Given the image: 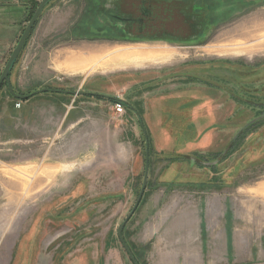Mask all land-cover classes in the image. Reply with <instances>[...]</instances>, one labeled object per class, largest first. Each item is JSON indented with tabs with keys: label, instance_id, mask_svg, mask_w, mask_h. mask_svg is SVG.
<instances>
[{
	"label": "rangeland",
	"instance_id": "374dc122",
	"mask_svg": "<svg viewBox=\"0 0 264 264\" xmlns=\"http://www.w3.org/2000/svg\"><path fill=\"white\" fill-rule=\"evenodd\" d=\"M87 1L47 5L12 85L112 97L59 93L17 110L0 90V264H134L117 229L147 144L128 104L150 152L123 229L137 262L264 264V0H212L214 29L197 41L97 36ZM89 49L96 67L63 70Z\"/></svg>",
	"mask_w": 264,
	"mask_h": 264
},
{
	"label": "flooded vegetation",
	"instance_id": "af4514ba",
	"mask_svg": "<svg viewBox=\"0 0 264 264\" xmlns=\"http://www.w3.org/2000/svg\"><path fill=\"white\" fill-rule=\"evenodd\" d=\"M212 0H88L85 12L93 33L118 40H196L214 27L207 10ZM219 9L225 3L214 1ZM205 9H207L205 11ZM211 24V25H210ZM94 96V95H92Z\"/></svg>",
	"mask_w": 264,
	"mask_h": 264
},
{
	"label": "crops",
	"instance_id": "0c3cea01",
	"mask_svg": "<svg viewBox=\"0 0 264 264\" xmlns=\"http://www.w3.org/2000/svg\"><path fill=\"white\" fill-rule=\"evenodd\" d=\"M36 1H41V0H0V74L12 50L17 44L19 37L21 36L25 28V25L27 23V18L32 8V3ZM50 4L51 3H49L48 5ZM45 11L46 10L44 9L42 12V15L44 14ZM89 50L90 51H87L83 54L82 53H74V54L72 53L69 57H67L66 62L61 64L63 70L66 73H69L70 75H76L78 73H82L81 72L83 70L82 68H85V67L88 68L90 64H92V67H96V64L98 63V60H99V54H97V52L94 51L95 49H89ZM108 50H111V47L103 46L101 51L105 52ZM18 62L15 63L12 69L11 80L13 83H16L19 88H21L22 86L20 84V78L18 76V65H19ZM92 67H91V70H93ZM178 73L180 72L176 71V73H173L172 75L176 76ZM41 86L44 87L46 85L43 83H40L37 87H41ZM73 89L75 90L82 89V85L79 88L76 87ZM73 89H67V90H73ZM166 90L168 92H174V91H179V88H174L172 89V91L166 88L163 91H166ZM54 95H59V93L51 92V91L41 92L38 94L31 95L26 99H19V101H21V106L17 107L15 105L14 109L19 110L22 107L24 108L25 105H30L33 102H36L39 97L40 98L42 97V99H50ZM204 96L205 95L203 94L202 97ZM74 97H77V96H74ZM76 99L77 98H75L74 101H76ZM201 106L202 107L204 106V101ZM67 107L68 108H67L66 115L70 114V110L74 108V105L70 107L67 106Z\"/></svg>",
	"mask_w": 264,
	"mask_h": 264
},
{
	"label": "water",
	"instance_id": "95a60500",
	"mask_svg": "<svg viewBox=\"0 0 264 264\" xmlns=\"http://www.w3.org/2000/svg\"><path fill=\"white\" fill-rule=\"evenodd\" d=\"M53 0H41L40 3L38 4L36 10L34 11V13L32 14L31 18L29 19L27 25L25 26V29L23 30L21 36L19 37V40L17 42V44L15 45L14 49L12 50L1 74H0V88L3 85L4 82H6L10 92L12 93V95L17 98V99H26L31 95L34 94H38L41 92H58V93H65V94H71V95H99V96H105V97H112L110 95H105V94H101V93H95V92H90V91H85V90H67V89H59V88H40L37 90H34L33 92L29 93V94H20V93H16L14 91L13 85H12V81H11V73H12V69L17 61V59L19 58L23 48L25 47L28 38L36 24V22L38 21V19L40 18V16L42 15L43 10L46 8V6L51 3ZM122 101V100H120ZM125 105V103L127 104L128 102H126L125 100L122 101ZM129 107L131 108L132 111L136 112L138 120L141 124L142 130L144 132L145 138H146V156H145V172H144V179H143V184L141 187V190L139 192L138 198L132 208V210L130 211V213L128 214V216L124 219V221L118 226V237L120 238L124 248L126 249V251L128 252L130 258L132 259L134 264H139L134 256V254L132 253V250L130 249L129 245L127 244V242L125 241L124 237H123V229L125 228L126 223L128 222V220L131 218V216L133 215V213L135 212V210L137 209V207L140 204V201L142 200L143 194L145 192L147 183H148V177H149V161H150V152H149V139H148V132L145 128V124L144 121L141 117V115L138 113L137 109L133 106L128 104Z\"/></svg>",
	"mask_w": 264,
	"mask_h": 264
},
{
	"label": "built area",
	"instance_id": "2783aa9c",
	"mask_svg": "<svg viewBox=\"0 0 264 264\" xmlns=\"http://www.w3.org/2000/svg\"><path fill=\"white\" fill-rule=\"evenodd\" d=\"M17 107H20L21 106V101H17L16 104H15ZM125 105L122 101L120 100H115L113 102V109L115 111L116 114H121V113H124L125 111Z\"/></svg>",
	"mask_w": 264,
	"mask_h": 264
},
{
	"label": "trees",
	"instance_id": "16d2710c",
	"mask_svg": "<svg viewBox=\"0 0 264 264\" xmlns=\"http://www.w3.org/2000/svg\"><path fill=\"white\" fill-rule=\"evenodd\" d=\"M38 5V3L37 2H34V3H32V7H36ZM29 19H30V17H29ZM35 27V26H34ZM34 29V28H33ZM33 31V30H32ZM32 33V32H31ZM6 84V82H4L3 83V85H5ZM2 85V86H3ZM2 86H1V88H2ZM1 88H0V90H1ZM115 100H118L117 98H115L113 101H115Z\"/></svg>",
	"mask_w": 264,
	"mask_h": 264
},
{
	"label": "bare ground",
	"instance_id": "6f19581e",
	"mask_svg": "<svg viewBox=\"0 0 264 264\" xmlns=\"http://www.w3.org/2000/svg\"><path fill=\"white\" fill-rule=\"evenodd\" d=\"M260 23V22H259ZM258 23V24H259ZM254 25H255V22H254ZM244 33V32H243ZM254 33V29H252L251 31H245V34H248L249 36H251V34Z\"/></svg>",
	"mask_w": 264,
	"mask_h": 264
}]
</instances>
